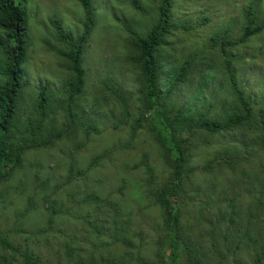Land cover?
Segmentation results:
<instances>
[{
  "label": "rangeland",
  "instance_id": "rangeland-1",
  "mask_svg": "<svg viewBox=\"0 0 264 264\" xmlns=\"http://www.w3.org/2000/svg\"><path fill=\"white\" fill-rule=\"evenodd\" d=\"M136 3L137 7L132 0H94L95 27L83 55L87 82L81 104L98 121L100 133L87 139L79 133L51 149L28 152L23 167L11 179L0 182V230H25L26 234L12 233L11 239L38 258V264H76L91 253L105 264H158L161 213L148 195L142 161L147 159L159 180L170 170L147 123L133 139L128 126L118 125L122 112L102 85L109 77L122 86L128 93L132 116L136 115L139 75L128 58V30L145 34L157 21L160 0ZM249 5L262 16L263 0H174V19L192 28L174 31L162 55L178 59L204 49L210 58L208 66L196 69L174 94L179 104L212 105L214 112H219L231 101L221 59L209 37L228 27L231 37L238 38L243 11ZM27 12L30 41L26 77L33 87L57 88L68 75L54 52L50 20L57 19L66 30L76 32L81 26L82 7L77 0H28ZM230 55L241 86L264 102V31L233 48ZM165 76L161 79L164 88ZM255 136L252 129L209 136L207 144L190 150L189 166L195 171L186 183L188 199H192L185 201V211L193 235L208 254L207 264H251V241L244 232L254 239L264 231V149ZM243 147L252 155L234 169L202 171V166L223 149L242 151ZM72 166L84 174L67 182ZM87 193L107 198L113 208L80 203ZM50 203L62 213L55 217L52 231L34 234L46 226ZM29 204L30 211L22 216ZM200 207L205 209V223L199 220ZM96 218L104 228L100 236L88 225L96 224ZM211 242L224 255L221 262L209 253ZM68 247L73 256L68 255Z\"/></svg>",
  "mask_w": 264,
  "mask_h": 264
},
{
  "label": "trees",
  "instance_id": "trees-1",
  "mask_svg": "<svg viewBox=\"0 0 264 264\" xmlns=\"http://www.w3.org/2000/svg\"><path fill=\"white\" fill-rule=\"evenodd\" d=\"M83 10L80 29L66 30L57 19L50 20L55 42V54L62 63L68 77L57 88L49 85L33 87L26 77L25 65L28 60L29 19L28 0H0V182L11 179L24 165L28 152L51 149L67 138L79 133L83 139L100 133L98 121L90 117L81 104L86 89V72L83 55L87 41L95 27L94 0H77ZM264 2V0H263ZM132 3L137 7L136 0ZM174 0H160L156 23L145 33L128 30L129 61L137 68L139 87L136 93L137 113L132 116L128 93L112 78L102 81L103 88L115 99L122 112L118 125L128 126L131 139L148 124L161 151V157L170 173L159 180L154 168L142 161L145 184L160 209L161 234L157 241L156 259L158 264H207L208 254L193 235L185 211L188 199L186 183L195 169L190 168V150L197 144H207L209 136L234 132H255L257 143L264 149V102L247 93L237 79L231 50L245 44L251 37L264 31V8L261 17L253 5L245 7L244 22L238 38H232L229 28L213 33L209 39L221 59L231 101L226 107L214 112L212 105L197 107L179 104L174 94L184 85L197 69L208 66L204 49L189 52L178 59L162 55L167 40L174 31H189L192 27L180 23L173 16ZM166 75V76H165ZM166 77V87L161 79ZM158 126V128H157ZM80 147L82 143L78 144ZM245 146V144H243ZM252 152L246 147L223 149L202 166L210 173L217 169H234L239 162L246 161ZM98 156L93 159L95 163ZM83 171L69 168L67 182L83 175ZM264 191V188H263ZM30 203V202H29ZM82 204L97 207H112L107 198L95 193L83 196ZM31 205L23 211L26 216ZM49 213L46 226L34 234H45L53 230L55 217L62 210L55 203L47 206ZM204 207L199 208V220L207 222ZM230 222L233 214H229ZM88 223L97 235L104 234L102 223ZM100 221V220H99ZM212 225V221L209 220ZM213 226V225H212ZM12 233L26 234L21 230H0V264H38L32 253L22 250V244L11 239ZM211 235L214 228H211ZM251 241V264H264V231ZM224 233V243L227 238ZM119 240H115L116 243ZM209 253L224 258L216 244ZM73 256L71 247L67 248ZM76 264H105L91 253L87 259Z\"/></svg>",
  "mask_w": 264,
  "mask_h": 264
}]
</instances>
